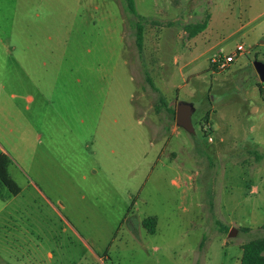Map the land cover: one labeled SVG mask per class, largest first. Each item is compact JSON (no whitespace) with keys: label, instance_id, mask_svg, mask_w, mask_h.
<instances>
[{"label":"rangeland","instance_id":"obj_1","mask_svg":"<svg viewBox=\"0 0 264 264\" xmlns=\"http://www.w3.org/2000/svg\"><path fill=\"white\" fill-rule=\"evenodd\" d=\"M134 3L140 53L121 0H0V156L19 189L0 182V264H240L264 238V0Z\"/></svg>","mask_w":264,"mask_h":264},{"label":"trees","instance_id":"obj_2","mask_svg":"<svg viewBox=\"0 0 264 264\" xmlns=\"http://www.w3.org/2000/svg\"><path fill=\"white\" fill-rule=\"evenodd\" d=\"M121 1L125 7L126 12L136 19L134 22L135 46L138 50V53H140L143 48V41H144L143 31H144L145 19L137 14L134 0H121ZM209 18H210L209 15H206L203 22L198 23L195 26H190L188 28L190 38L196 37L198 34L203 32L207 28ZM212 66H213V70L217 71L215 65ZM146 81L149 84V86L155 90V87L153 86L148 76H146ZM8 162L9 159L5 155L0 156V182L6 188H8V190L13 195H17L19 193V189L7 174L6 167ZM143 224L146 228L149 229L150 233H153L154 219H146L143 221ZM262 228L264 229V224L262 225ZM246 230L247 229H243V231ZM241 250L242 253H241L240 264H264V238L251 240L245 243L244 245H242Z\"/></svg>","mask_w":264,"mask_h":264},{"label":"water","instance_id":"obj_3","mask_svg":"<svg viewBox=\"0 0 264 264\" xmlns=\"http://www.w3.org/2000/svg\"><path fill=\"white\" fill-rule=\"evenodd\" d=\"M253 68L261 83H264V63L259 61L253 62ZM195 109L191 103L178 101L175 108V125L183 129L189 134H194V127L191 121ZM236 233V229L232 228L227 237L232 238Z\"/></svg>","mask_w":264,"mask_h":264},{"label":"built area","instance_id":"obj_4","mask_svg":"<svg viewBox=\"0 0 264 264\" xmlns=\"http://www.w3.org/2000/svg\"><path fill=\"white\" fill-rule=\"evenodd\" d=\"M243 52V48L241 46H237L235 49V53L228 56H218L211 60V64L215 65L217 71H224L227 66L232 63L233 58L236 54H241Z\"/></svg>","mask_w":264,"mask_h":264},{"label":"crops","instance_id":"obj_5","mask_svg":"<svg viewBox=\"0 0 264 264\" xmlns=\"http://www.w3.org/2000/svg\"><path fill=\"white\" fill-rule=\"evenodd\" d=\"M49 256H50V254H49Z\"/></svg>","mask_w":264,"mask_h":264},{"label":"flooded vegetation","instance_id":"obj_6","mask_svg":"<svg viewBox=\"0 0 264 264\" xmlns=\"http://www.w3.org/2000/svg\"><path fill=\"white\" fill-rule=\"evenodd\" d=\"M191 118H192V116H191Z\"/></svg>","mask_w":264,"mask_h":264}]
</instances>
